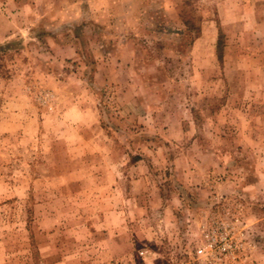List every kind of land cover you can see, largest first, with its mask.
<instances>
[{
  "label": "rangeland",
  "instance_id": "obj_1",
  "mask_svg": "<svg viewBox=\"0 0 264 264\" xmlns=\"http://www.w3.org/2000/svg\"><path fill=\"white\" fill-rule=\"evenodd\" d=\"M0 264H264V0H0Z\"/></svg>",
  "mask_w": 264,
  "mask_h": 264
},
{
  "label": "built area",
  "instance_id": "obj_2",
  "mask_svg": "<svg viewBox=\"0 0 264 264\" xmlns=\"http://www.w3.org/2000/svg\"><path fill=\"white\" fill-rule=\"evenodd\" d=\"M199 251H201V250H199Z\"/></svg>",
  "mask_w": 264,
  "mask_h": 264
}]
</instances>
